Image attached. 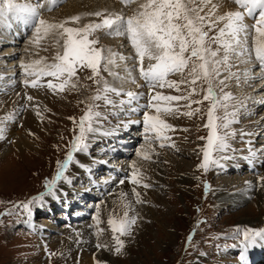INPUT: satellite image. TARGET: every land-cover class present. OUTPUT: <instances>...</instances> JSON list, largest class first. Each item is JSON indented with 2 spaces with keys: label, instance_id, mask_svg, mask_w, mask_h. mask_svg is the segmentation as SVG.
Masks as SVG:
<instances>
[{
  "label": "rangeland",
  "instance_id": "rangeland-1",
  "mask_svg": "<svg viewBox=\"0 0 264 264\" xmlns=\"http://www.w3.org/2000/svg\"><path fill=\"white\" fill-rule=\"evenodd\" d=\"M24 1L26 2L15 0L17 3L38 2ZM44 1L39 0L41 3ZM80 1L83 0H58V5L53 10L41 9L42 18L45 14H52L45 20L60 23L80 16L78 23L66 26L82 27L88 23H99L104 18L90 16V13L106 10V14L114 12L127 16L137 8V4L125 6L121 0H95L92 5L84 4L86 7L81 6ZM76 2L79 6L74 4ZM212 3L224 4L227 12L243 11L237 8L233 0H212ZM210 8L211 5L209 8L205 7L206 10L201 14H206ZM6 19L12 21L8 29L2 25ZM254 24L255 20L250 17L249 24L247 23L250 33ZM222 26L217 25L209 35H216ZM90 38H98L97 46L111 49L118 54V59L119 56L125 57L123 61L119 59L120 63L123 62L120 68H112V71L118 73L117 76L109 75L103 71L102 66L103 79L122 94L133 92L140 95L137 94V98L129 102L126 95L110 92L107 96L112 101L111 104L104 100L93 101L91 97L97 94L102 84L97 85L88 79L92 75L89 69L80 68L64 91L46 88L37 99L38 104L26 99L21 105L15 106V110H11V119L14 120L12 123L17 124L15 133L22 132L27 144L18 148L14 139L12 141L8 138L10 142L0 153V264H75L67 248L59 249L66 236H70L74 244L87 248L91 253L86 259L87 264H245L241 249L243 230H264V70H261L254 55L251 58H245L246 53L243 56L232 55L230 70L219 78L225 83L217 86V95H231L232 99L226 102L227 112L235 113L234 122L230 126L236 124L240 131L233 132L229 126L227 155L223 158L222 153H216L220 164L211 165L205 171L199 165L209 131L205 124L210 102L203 100L207 84L202 80L197 81L194 86L197 92L189 100L172 102V106L178 109L176 113L161 114L175 131L168 132L170 139L165 141V147H160V141L144 132L143 111L137 101L140 97L150 101L151 95L157 92L170 96H187L190 88L181 85L180 91L165 87L150 92L148 84L134 76L135 73L139 74V65L136 64L135 52L126 36L108 35L107 30H104L96 32ZM14 39H19L18 45H13ZM36 39L34 27L25 24L16 13L5 11L0 14V100L9 95L6 89L12 81L17 86L24 85L26 77L20 67L21 63L27 64L42 58L47 63H54L57 52H62V41L61 45H57L55 39L49 36L37 45ZM212 47L215 49L217 46L213 44ZM246 47H252L251 34ZM146 62V66L154 63L147 59ZM187 73L188 69H185L184 74H173L168 79H190ZM50 79L53 78H43L41 84ZM133 79L135 83L132 82ZM119 81L124 84L120 85ZM53 82L59 83L55 80ZM72 83L76 84L75 88L71 87ZM35 89L39 90L38 87ZM100 94L104 95L102 91ZM197 100L202 103H192L190 108L187 106L191 101ZM89 105H99L93 110L98 111L101 116L93 125L96 132L88 135V148L84 151L87 161H76L74 156L66 171L68 180L59 181L55 192L49 194L45 185L56 176L58 162L63 163L71 151V143L79 132L80 118ZM132 106L140 109L136 110ZM197 108L200 109L199 112H195ZM134 110L136 117L131 112ZM188 111L193 112L191 117L182 114ZM29 112L39 122L38 127L26 128L29 130L26 132L22 129L25 114ZM216 115L223 117L225 109L218 108ZM72 118H75V122ZM9 121L10 119L7 122ZM131 130L135 131L130 133ZM114 131L117 137L114 136ZM102 132L112 135L106 136ZM120 136L128 137L119 138ZM129 136L132 141L127 143L130 141ZM108 137L111 138L108 140ZM240 143H243V147ZM142 151L148 152L149 160L138 155ZM245 153L253 162L262 161V168L257 162L255 167L251 164L252 161H247ZM230 156L236 157L240 164L243 160V163L238 167L239 172L222 175L226 164L234 161ZM133 164L140 169L144 177L143 183L150 187L135 186L128 182ZM259 166L262 171L258 170ZM121 179L125 182L120 185ZM221 183L229 195H244L243 191L248 183L257 187L245 201L227 207L217 197L222 189ZM109 186H113V190L107 193L105 188ZM134 187L140 193L143 203H135L136 198L132 192ZM100 193H104V196L98 200L97 195ZM121 193L127 194L123 201ZM41 196L44 197L42 201L39 199ZM105 197H108L106 201ZM93 199L97 203L95 206L90 205ZM51 200L53 203L47 206L51 212L47 214L48 217L39 215L34 219L39 226L57 222L54 224L57 232H53L49 242H46L26 225V218L30 214H37L43 204ZM128 202H131L133 209L129 215H137L138 219L131 236L122 237L125 247L118 255L114 250L113 233L107 221L113 215V210L117 215H122L125 210L122 204ZM29 203L30 211L23 208L24 204ZM91 206L95 210L100 208L99 225L90 217L93 214ZM77 211H81L83 216L88 213V216L83 220H76ZM237 228L241 229L240 233L236 232ZM63 231H68L69 234L66 235ZM189 232L194 236H189ZM97 244L107 247L97 248ZM255 246L257 248L253 249L260 248L261 257H256L253 264H264V241L258 240Z\"/></svg>",
  "mask_w": 264,
  "mask_h": 264
},
{
  "label": "snow or ice",
  "instance_id": "snow-or-ice-1",
  "mask_svg": "<svg viewBox=\"0 0 264 264\" xmlns=\"http://www.w3.org/2000/svg\"><path fill=\"white\" fill-rule=\"evenodd\" d=\"M238 9L228 11L222 15H216L217 5L212 0H121L125 6L137 4V8L131 15L125 16L123 13H114L97 11L90 13V16L104 17L99 23H88L82 27H67L69 23H78L80 16L71 17L60 23H50L42 18V11L53 10L58 5V0H47V7L44 3H17L15 0H0V14L5 11L14 12L18 18L22 19L25 24L34 27L37 34L35 43L38 45L41 40L49 36L55 39L57 45H61L62 52H57L54 57V63H47L45 60L37 59L30 63H21L26 79L24 84L33 88L44 87L41 80L46 77L53 79L48 80L46 87L53 91H64L65 87L70 84L73 77H76L80 68L89 69L92 73L88 79L93 80L98 88L97 94L91 97L93 101L104 100L105 103L111 104L107 93L116 95H126L131 102L137 98L133 92L120 93L112 88L101 76V67L109 75L117 76L118 73L112 71V68L118 67L117 53L111 49L98 47L99 39L90 38L98 31L107 30L108 35L126 36L130 42L136 56V62L139 65L138 71L140 78L149 86L150 92L156 88L165 87L173 88L176 91L181 90V85H187L190 91L187 96H170L157 92L151 95L149 104L143 113L144 132L151 134L152 139L160 141V147H165V141L169 140L168 132L175 131L174 127L162 118L164 115H171L178 111L172 106V102L189 100L196 94L197 89L194 87L197 81L202 80L207 84L206 94L203 100L209 101L210 106L207 111V123L205 127L209 129L206 138L207 143L202 149L203 161L199 165L205 171L211 165L218 164L216 153L225 152L228 148L227 139L229 136V126L234 122L235 113L227 112V101L231 100L230 94H224L223 97L217 95V86H222L225 81L219 79L225 71L230 70V57L232 55L243 56L248 52L249 58L254 55L261 70H264V0H233ZM211 4L210 10L202 15L205 7ZM251 17L255 20L251 33L248 25L244 23L245 17ZM219 27L214 36L209 33ZM251 34L252 47L247 48L248 36ZM243 37V39H242ZM217 47L213 49L212 45ZM237 49H242L237 51ZM123 61L125 57L119 56ZM154 61L149 63L147 68L144 61ZM188 69L187 77L180 81L169 80L168 77L173 74H184ZM34 77V79H27ZM99 77V79H97ZM53 80L59 81L54 83ZM135 83V80L132 81ZM72 88L76 87L75 83L71 84ZM101 91L104 95H101ZM222 91V89H221ZM29 101L33 100L28 96ZM192 103L200 104L202 101H191L187 106L190 108ZM94 107L99 105H89L88 110L80 118L79 132L75 135L71 143V151L68 152L63 163L58 162V171L56 176L48 181L45 187L49 194L55 192L57 183L61 180H68L66 171L73 162L77 153L84 152L88 148V135L94 133V123L101 116ZM223 107L225 115L217 116V109ZM200 109H195L199 112ZM154 112V114H153ZM39 114V113H38ZM183 115L191 117L192 111L184 112ZM230 117H232L230 119ZM10 117L0 120V134L3 133V125ZM75 122V118H72ZM148 137L146 136V139ZM201 139H204L203 137ZM151 142V141H149ZM144 160H149L150 155L147 151L138 153ZM128 180L135 186L144 188L150 187L143 183L144 177L140 169L135 164L132 165V173ZM124 179L120 180L123 184ZM208 186H206L207 189ZM135 196V203H143L140 193L134 187L132 189ZM126 193H121V200L126 198ZM41 201L43 196L39 198ZM31 203V202H30ZM30 203L24 204L23 208L30 211ZM125 209L122 215H117L113 210L107 223L113 233L115 244V253L121 254L125 243L122 237L131 236L132 229L137 223V215H129L133 211L131 202L123 203ZM99 213H97L96 222L99 225ZM103 230L101 229L100 232ZM97 233V235L100 234ZM237 233L241 229H236ZM191 239V238H189ZM264 241V230L248 228L243 230V247H254L257 241ZM107 247V245L97 244V248Z\"/></svg>",
  "mask_w": 264,
  "mask_h": 264
},
{
  "label": "bare ground",
  "instance_id": "bare-ground-1",
  "mask_svg": "<svg viewBox=\"0 0 264 264\" xmlns=\"http://www.w3.org/2000/svg\"><path fill=\"white\" fill-rule=\"evenodd\" d=\"M95 0H83V1H80L81 3H80V5L82 6V5H92V2H94ZM23 2H26V1H24L23 0ZM22 2V3H23ZM214 2V1H213ZM223 3V2H222ZM44 4L45 5H47V0H45L44 1ZM75 5H78L79 6V4L76 2V3H74ZM84 5V6H85ZM124 5V4H123ZM210 5L211 4H209L208 5V8L210 7ZM224 5V4H223ZM223 5H217V12H216V15H222V14H224V13H226L227 11V9L225 10L224 9V6ZM86 7V6H85ZM101 7V6H100ZM118 7V6H117ZM226 8V7H225ZM206 10V9H205ZM230 10V9H229ZM73 11H76V10H73ZM43 15V14H42ZM52 15V14H51ZM51 15H48V14H45V16H43V19H48L49 18V16H51ZM245 24L247 25V23L249 24V21H250V17H245ZM12 24V21H11V19H6L4 22H3V26H6V29H8V28H10V27H8V26H10ZM5 38L6 37H8V35H3ZM20 39V38H19ZM19 39H14L12 42L14 43L13 45H18L19 44ZM242 39H243V37H242ZM9 40H11V39H9ZM131 48V47H130ZM246 54H245V58H247V57H249V54H248V52H245ZM117 63H118V65H119V63H120V60L117 58ZM122 63V64H121ZM120 63V66H118L119 68L123 65V62H121ZM137 64V63H136ZM146 64H147V62H146V59H145V61H144V66H145V68H147V66H146ZM139 67V66H138ZM254 67V66H253ZM116 69V68H115ZM138 69V68H137ZM136 69V70H137ZM117 70V69H116ZM130 72V71H129ZM136 72V71H135ZM10 73H12V72H10ZM130 75H131V73H130ZM130 75H129V78H130ZM134 76H136V77H139L140 78V75L139 74H136L135 73V75ZM121 79V78H120ZM122 80V79H121ZM142 80V79H141ZM129 81H130V79H129ZM126 82V81H125ZM120 85L121 84H124V82H121V81H119L118 82ZM130 83V82H129ZM19 84V83H18ZM45 86L44 87H38L39 88V90H36L35 88H33V87H30V86H27V85H20V86H17V84L14 82V81H12L11 82V84H9V86L7 87V89L6 90H8L9 91V95H6L5 97H3V98H1V100H0V120H5V118H7V117H10L9 119H10V121L9 122H6L4 125H3V127H4V131H3V133L2 134H0V153H1V151H3V149L6 147V145L10 142V139H8V138H11V140L12 139H14V143H15V145L18 147V148H20V147H22L23 145H25V144H27V141H26V139H25V137H24V135L22 134V132H18V133H15V130H16V128H17V124L15 123V124H13L12 122L14 121V120H12L11 119V117H12V115H11V110L12 109H14V107L16 106H19V105H21V103L24 101V100H26L27 99V97L28 96H32L33 97V100H31V101H29V102H33V104H38V103H36L37 102V99L38 98H40L41 97V92L43 91V90H45L47 87H46V84H47V82L46 83H43ZM126 86L127 85H129V84H125ZM25 86V87H24ZM36 94V95H35ZM138 95H140V93H137ZM40 101V100H39ZM42 101V100H41ZM20 102V104H18ZM27 102H28V100H27ZM24 103V102H23ZM124 104H127L126 102L124 103ZM19 108H17V110H18ZM15 110V109H14ZM16 110V111H17ZM15 111V112H16ZM21 111V110H20ZM252 115V114H251ZM8 121V120H7ZM38 120H37V118L35 117V115L32 113V112H29V113H27V114H25V120H24V124H23V127H24V129H22V130H24V131H29V130H27V129H32V128H35V127H38ZM27 128V129H26ZM240 129H241V127H240ZM250 129H251V127H250ZM249 129V130H250ZM34 130V129H33ZM230 130H232L233 132L235 131V132H239L240 130H239V128H238V126H236V124H232V126H230ZM98 131V130H97ZM96 132V131H95ZM99 133V132H98ZM123 133V132H122ZM92 142V141H91ZM241 145V147H243V143H240ZM227 151H225V152H222V157L223 158H225V156L227 155V153H226ZM244 152V151H243ZM242 152V153H243ZM244 154V153H243ZM1 157H2V155H1ZM87 154L85 153V152H80V153H77L76 155H75V159H76V161H82V162H86L87 161ZM229 157V156H228ZM231 157V156H230ZM247 158L248 160L247 161H252V160H250V157L245 153V156H244V158ZM217 158H219L218 157V155H217ZM232 158V157H231ZM234 159V161L233 162H230L229 164H226V166H225V168L222 170V172H221V174L222 175H225V174H227V176L228 175H230L229 173H235V172H239V171H237L238 170V167L239 166H241V164L243 163V160H242V163L240 164V163H238L237 162V158L236 157H234V158H232V160ZM259 161V160H258ZM258 161H256V160H254V162L252 161L251 162V164H253V166H255L256 167V164H255V162H257L259 165L261 164V162H258ZM262 163H264V161L262 162ZM85 164V163H84ZM218 164H220V162L218 163ZM247 164V163H246ZM261 168H262V164H261ZM260 168V166L258 167V170H261L262 171V169ZM256 169V168H255ZM121 173H124V171L123 172H121ZM262 178H263V176H262ZM224 179V178H223ZM117 180V179H116ZM262 180V179H261ZM129 182V181H128ZM223 183V182H222ZM221 183V184H222ZM226 183V182H225ZM224 184V183H223ZM223 184L221 185V191H219V193L217 194L218 196L217 197H219V199H220V201L223 203V204H225V205H227V207H230L232 204H238V203H240L241 201H245V199H246V197L247 196H250V195H252V193L254 192V190H256L255 188L257 187V185H255V184H249L248 183V186L246 187V189H244V191H243V193H244V195H240V194H231V195H229V194H227L225 191H224V189L225 188H223ZM229 184V183H228ZM233 184V183H232ZM121 185V184H120ZM264 185V184H263ZM237 187V186H236ZM235 187V188H236ZM123 188V187H122ZM234 188V189H235ZM105 189H107L108 191H107V193H109V191H111V190H113V186H109V187H106ZM104 189V190H105ZM234 191H236V190H234ZM99 192V191H98ZM97 192V193H98ZM116 193V192H115ZM234 193V192H233ZM262 193H264V191H262ZM89 193H87V195H88ZM91 194V193H90ZM110 195V194H109ZM98 196V200L102 197V196H104V193L103 194H101L100 193V195H97ZM107 198L108 197H105V199H104V201H106L107 200ZM102 200V199H101ZM95 199H93L92 200V204H90V205H92V206H95L97 203H95ZM53 203V200H51V201H49V202H46V203H44L43 204V206H42V208H40L41 210H39V212H37V214H30L29 216L30 217H27L26 218V225L28 226V227H31L34 231H36V233L37 234H39V236H41V238H43V239H45V241L46 242H49V237L52 235V233L53 232H57L56 231V226L54 225L55 223L57 224V222H54V224H49V225H46V226H39L36 222H35V218H37V216H39V215H41V216H46V217H48L47 216V214L48 213H51V212H49V209L47 208V206L48 205H50V204H52ZM90 207L91 209H92V211H93V214L90 216V217H92V219H93V221H95V223H96V217H97V213H99V211H100V208L99 209H97V210H95L94 208L95 207ZM49 207V206H48ZM51 210V209H50ZM53 210V209H52ZM104 210V209H103ZM76 215H77V219L76 220H83L86 216H88V213H86V214H84V216H83V214L81 213V211H77V213H76ZM106 216V215H105ZM100 213H99V219H100ZM82 218V219H81ZM101 224V223H100ZM59 233V232H58ZM63 233H65L66 235L67 234H69L68 233V231H63ZM50 244V243H49ZM62 248H67L68 249V253H69V256H70V258L73 260V262H75V264L76 263H78V264H87L88 263V261L86 260L87 259V257L88 256H90L91 255V253H89L88 252V250H87V248H85V247H83V246H81V245H76V244H74V241H72V238L70 237V236H66V239L65 240H63V243H62V245H60L59 246V249H62ZM253 248H257V246H255V247H248V248H244L243 246H242V251H243V259H244V263L245 264H253L254 263V260H255V258L256 257H259L260 256V248H258V249H253ZM262 249V248H261ZM261 257V256H260Z\"/></svg>",
  "mask_w": 264,
  "mask_h": 264
}]
</instances>
